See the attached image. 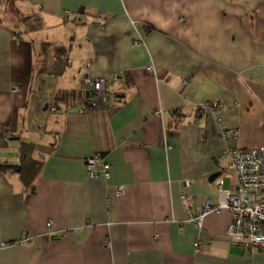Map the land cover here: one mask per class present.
Instances as JSON below:
<instances>
[{"label":"crops","instance_id":"1","mask_svg":"<svg viewBox=\"0 0 264 264\" xmlns=\"http://www.w3.org/2000/svg\"><path fill=\"white\" fill-rule=\"evenodd\" d=\"M11 1L0 0V264H264V250L227 236L228 210L200 228L188 217L220 180L236 189L226 145L264 144V0ZM29 14L46 33L30 32ZM223 125L237 137L223 140ZM95 154L108 178L89 175Z\"/></svg>","mask_w":264,"mask_h":264},{"label":"built area","instance_id":"2","mask_svg":"<svg viewBox=\"0 0 264 264\" xmlns=\"http://www.w3.org/2000/svg\"><path fill=\"white\" fill-rule=\"evenodd\" d=\"M140 43L141 41H135L136 45ZM148 69L150 72L153 71L151 66ZM87 81L93 86L92 97L95 92H101L104 95L105 78H87ZM217 105L201 102L197 108L212 114ZM51 109L55 111L56 107L52 106ZM217 119L220 120V118ZM238 134L237 128L225 125L221 127V138L225 141L236 138ZM224 155L229 159L227 167L237 180L236 189L231 191L222 188V180H220L217 200L207 197L198 210L189 212V220L200 228L208 214L226 209L231 214V221L225 230L230 240L249 250H264V144L247 148L226 145ZM85 161L91 177L102 175L108 178L110 176V164L101 155H91ZM123 192L124 186L116 187L117 196H121ZM181 200L183 204H186L185 193L181 194ZM195 245L197 246L198 243Z\"/></svg>","mask_w":264,"mask_h":264},{"label":"rangeland","instance_id":"3","mask_svg":"<svg viewBox=\"0 0 264 264\" xmlns=\"http://www.w3.org/2000/svg\"><path fill=\"white\" fill-rule=\"evenodd\" d=\"M22 4V3H21ZM22 8V7H21ZM23 9V8H22ZM26 9V8H25ZM28 10V9H27ZM29 10H31V9H29ZM26 13L28 12V11H25ZM32 14V13H31ZM19 20L20 18H21V15H12V17H11V19L12 20H16L17 21V19ZM21 20V19H20ZM26 20H34V21H31V22H27V23H25V25H28L29 26V28H30V32H32V31H34V30H36V35H39V34H42L43 32H45L46 33V31L44 30V29H42V30H39V28H37L38 27V25H40V22H36L37 21V19L35 20V16H30V14L28 15V19H26ZM43 20H50V19H46V18H44ZM48 32V31H47ZM135 43V42H134ZM149 70V69H148ZM150 71V70H149ZM92 79H95V78H92ZM103 95H102V93L101 92H95L94 93V95H93V98H95V97H102ZM222 125V124H221ZM226 127H228V126H226Z\"/></svg>","mask_w":264,"mask_h":264},{"label":"trees","instance_id":"4","mask_svg":"<svg viewBox=\"0 0 264 264\" xmlns=\"http://www.w3.org/2000/svg\"><path fill=\"white\" fill-rule=\"evenodd\" d=\"M8 3L10 4V7H13L14 6V4H13V1H11V0H8ZM15 13H17V12H15ZM58 71V70H57ZM59 72V71H58ZM92 95V94H91ZM22 151H24V153L26 152V149L23 147L22 148ZM9 165H3V166H1V167H3V168H6V167H8ZM13 168L15 167V166H12ZM16 169V168H15Z\"/></svg>","mask_w":264,"mask_h":264},{"label":"bare ground","instance_id":"5","mask_svg":"<svg viewBox=\"0 0 264 264\" xmlns=\"http://www.w3.org/2000/svg\"><path fill=\"white\" fill-rule=\"evenodd\" d=\"M136 41H141V40H136Z\"/></svg>","mask_w":264,"mask_h":264}]
</instances>
